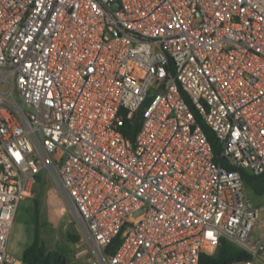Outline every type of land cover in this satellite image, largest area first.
Segmentation results:
<instances>
[{
	"label": "built area",
	"instance_id": "built-area-1",
	"mask_svg": "<svg viewBox=\"0 0 264 264\" xmlns=\"http://www.w3.org/2000/svg\"><path fill=\"white\" fill-rule=\"evenodd\" d=\"M0 83V264H26L7 241L41 171L90 264H200L222 239L264 263V0H0Z\"/></svg>",
	"mask_w": 264,
	"mask_h": 264
},
{
	"label": "rangeland",
	"instance_id": "rangeland-1",
	"mask_svg": "<svg viewBox=\"0 0 264 264\" xmlns=\"http://www.w3.org/2000/svg\"><path fill=\"white\" fill-rule=\"evenodd\" d=\"M9 87L8 83H0L1 92H6ZM22 106L24 110H28L25 105ZM39 175L40 180L18 205L7 241L8 253L20 258L23 249L32 242L35 222L34 198H38L41 201L39 235L46 248L65 255L68 264H90L93 260V250L79 222L69 212L53 175L47 171H41ZM246 192L251 203L257 206L260 212V218L252 232V237H256L264 223V193H255L247 184ZM141 213L135 212L133 220Z\"/></svg>",
	"mask_w": 264,
	"mask_h": 264
},
{
	"label": "trees",
	"instance_id": "trees-1",
	"mask_svg": "<svg viewBox=\"0 0 264 264\" xmlns=\"http://www.w3.org/2000/svg\"><path fill=\"white\" fill-rule=\"evenodd\" d=\"M147 102H145L141 109L134 114L130 119L125 123V134L128 138L133 139L134 134L137 132L142 117L141 114L145 108ZM198 123L201 125L203 131L207 135L213 150L216 155V160H219V144L215 138L214 132L203 122L198 120ZM245 182L249 185L255 193L262 194L264 193V176L263 175H253V174H244ZM40 175L37 176L36 183L40 180ZM40 203L41 201L38 198H34V235L32 242L23 249L21 259L26 264H68V259L65 255L57 252L50 251L44 245V242L41 240L39 235V220H40ZM121 241V236H116L112 243L106 248V253L112 255L115 253ZM249 257V254L236 246L228 243L224 239L221 240L217 249L212 254L203 253L200 257V264H232L237 261L245 260ZM259 264H264L260 262Z\"/></svg>",
	"mask_w": 264,
	"mask_h": 264
}]
</instances>
